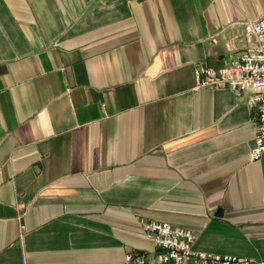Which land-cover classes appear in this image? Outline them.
I'll return each instance as SVG.
<instances>
[{
    "label": "crops",
    "instance_id": "crops-1",
    "mask_svg": "<svg viewBox=\"0 0 264 264\" xmlns=\"http://www.w3.org/2000/svg\"><path fill=\"white\" fill-rule=\"evenodd\" d=\"M264 0H0V264L150 260L141 220L264 260L252 91L197 88Z\"/></svg>",
    "mask_w": 264,
    "mask_h": 264
},
{
    "label": "built area",
    "instance_id": "built-area-1",
    "mask_svg": "<svg viewBox=\"0 0 264 264\" xmlns=\"http://www.w3.org/2000/svg\"><path fill=\"white\" fill-rule=\"evenodd\" d=\"M245 35L255 39L256 45L244 51L235 61L216 70L203 67L196 72L197 88H229L239 93L251 90L249 104L257 111V134L251 159L264 155V18L247 20ZM147 237L155 244V256L150 260L143 253H128L124 264H264L234 256H223L196 251L194 232L172 227L168 223L141 220Z\"/></svg>",
    "mask_w": 264,
    "mask_h": 264
}]
</instances>
